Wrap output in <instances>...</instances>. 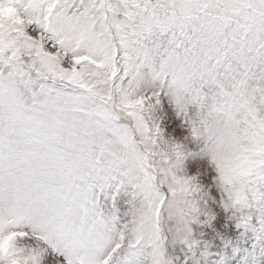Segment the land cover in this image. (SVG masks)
I'll use <instances>...</instances> for the list:
<instances>
[{"label":"snow or ice","instance_id":"6c2138e0","mask_svg":"<svg viewBox=\"0 0 264 264\" xmlns=\"http://www.w3.org/2000/svg\"><path fill=\"white\" fill-rule=\"evenodd\" d=\"M0 264H264V0H0Z\"/></svg>","mask_w":264,"mask_h":264}]
</instances>
